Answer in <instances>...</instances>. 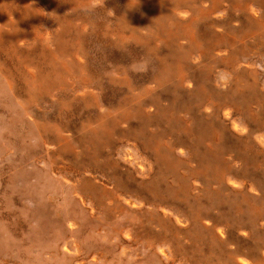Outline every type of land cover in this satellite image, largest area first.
Returning <instances> with one entry per match:
<instances>
[{"label": "rangeland", "instance_id": "rangeland-1", "mask_svg": "<svg viewBox=\"0 0 264 264\" xmlns=\"http://www.w3.org/2000/svg\"><path fill=\"white\" fill-rule=\"evenodd\" d=\"M131 1L149 4L151 0H0V264H226L215 254L209 263L197 260L211 253L209 236L194 240L193 234L177 232L168 221V228L151 222L148 204L124 206L126 199L143 191L139 180L147 178L128 173V158L146 167L155 164L140 144L142 138L132 134L138 117L115 125L112 116L140 99L146 100L147 112H155L147 87L163 96L161 106L169 107L168 90L179 87L175 79L161 84L156 78L159 58L168 51L166 41L146 42L147 23H121ZM234 2L225 0L224 9L211 17L209 29L211 37L223 35L228 43L217 40L220 48L210 54L196 50L185 61L186 72L197 84L186 82L181 90L188 94L195 86L204 88L213 95L211 107L179 108L175 131L165 137L160 132L170 124L162 118L149 122L146 132L169 142L183 137L184 147L174 152L188 160L180 168L184 173L198 167L207 151L218 155V165L226 173L222 181L208 177V186L221 191L222 201L203 208V223L234 237L227 250L237 252L242 234L233 218L219 220V215L231 209V182L246 183L245 195L251 199L259 197L258 187L264 190V144H251L250 151L234 158L247 133L232 134L226 124L248 127L244 131L262 127L264 134V123L245 113L248 108L264 117V41L256 30L239 31L249 16ZM136 13L141 16L143 9ZM208 38L203 37L201 44L206 45ZM177 44L189 46L182 36ZM231 52H238L235 64L227 60ZM47 74L51 81L33 93L37 87L31 79ZM249 88L254 89V97L244 103L238 97ZM220 94H228L232 101L225 104ZM102 122L109 125V135H103L100 143L89 139L88 133ZM187 124L193 126L188 137L182 132ZM199 125L205 131L200 139ZM214 131H220L219 136ZM63 142L68 145L61 148ZM193 144L197 154L189 159L185 147ZM92 156L104 166L118 167L116 174L130 186L115 191L111 168H92ZM90 169L97 172L95 177H85ZM84 178L91 179L92 192L77 187ZM198 180L203 187L204 178ZM172 182L169 173L161 179L163 186ZM250 230L264 235V214ZM262 235L261 240L242 236L244 246L261 242ZM241 256L249 259L237 252V258Z\"/></svg>", "mask_w": 264, "mask_h": 264}, {"label": "bare ground", "instance_id": "bare-ground-1", "mask_svg": "<svg viewBox=\"0 0 264 264\" xmlns=\"http://www.w3.org/2000/svg\"><path fill=\"white\" fill-rule=\"evenodd\" d=\"M203 1L204 0H151L149 4L131 1L128 2L125 9V14L121 22L124 26H133L135 23L140 25L147 23L149 30L145 35V37L147 36L146 42L151 43L152 40H155L154 38L166 41L165 44L168 47V51L163 53L162 56L160 55V66H158L159 71L156 74V78L161 84H166L170 80L175 79V84L179 85V87L173 89L169 88L168 91L171 96L169 107L161 106L160 100L163 96L147 87L145 92L149 95L148 100L156 106L155 112H147L144 109V107L147 106V102H145L146 100L140 99L136 105H127L124 109L125 111L121 115L112 116V121L115 122V125L120 123L121 120H129L133 117H138L140 127L138 125L137 129L133 130L132 134L142 138L140 144L145 150L147 149L150 152L149 154L151 155V158L154 159L155 164V166H151V163H149L150 166L147 165L146 167L144 162L137 161L134 164L132 159L128 158L130 166L128 167L126 165L128 167V173L130 172L132 175L135 174L136 176L138 175L147 178L139 180L140 187H142L143 191H141V193L139 192L135 196L136 198L126 199L124 206L126 205L130 206V208H140L143 204H148L151 206L150 209H147V211L150 212L149 220L151 222L156 221L159 225L162 224L163 228H168V225H174L177 232L184 233L189 236H192L193 234L194 240H201L205 236H209L208 243L209 251H211V253L208 252L209 256L207 254H202L201 257H197V260L205 262L208 260L209 263V257H212L215 254L224 257L226 259V264H264V235H262L263 233L260 234L257 230H250L251 227L254 226L255 222L259 221L263 217L264 190L258 187V192L260 193L259 197L257 199H251L245 195L248 186L246 183L236 181L230 183V188L232 189L228 195V204L231 205V209L228 213H221V215H219V220H229L233 218L237 224L236 230H239V234H242L240 239H238V245L240 247L237 249V252H243V254L247 255L249 259L242 256L241 258H237L236 251L227 250V244L230 241H233L234 237H225L224 232L221 229L218 232H215L214 228H211L203 223V218H205L204 215H202L203 208H212V204H218L222 201L221 191H211V188L208 186L210 181L209 179H211V177L222 181L226 173L225 169L222 168L221 165H218V155H211V150L207 151L205 154L201 155L202 162L198 165V167H192L184 173L181 172L180 168L181 166H184L185 161L187 163L188 160L181 156H177L174 152L176 148L181 149L184 147L186 141L181 139L183 137L169 142L168 140L164 141L159 134L158 136L156 134L148 136L146 132V126L149 122L162 118L167 120L170 124L166 131L164 130L160 132L162 136L165 137L167 132L175 131L173 128L177 126V120L174 116H176V112L179 108H186V110L189 111L190 109H199L203 106L208 108L211 107V98L213 99V95H211V92L204 90V88L195 86V89L189 92L190 94H187L183 89L181 90V87H183L186 82L194 81V79H191L193 77H190L189 73L185 70L186 59L192 56L196 50L202 54H210L211 51H215L220 48L219 46L216 47L217 40H220L221 45L228 43V41L225 40V36L219 35L216 37V35H213L211 37V33H209L212 23L211 17H213L214 13L217 11L224 9L226 6L225 0H209L208 5L203 4ZM235 1L236 3L234 2V6L249 16L244 20V22H242L243 25L239 31L245 33L248 30H250V32L256 30L258 31L262 41H264V0ZM138 8L139 10L143 9L141 16L136 13ZM259 8L262 9V13L260 15L256 10ZM251 9L254 11H252L253 13L250 12ZM206 33L208 34L206 35ZM181 36L188 40V48H180L178 44L175 45V42ZM203 37H210L207 39L208 43L206 45L201 44V39ZM152 48L153 51H156L157 49L155 46H152ZM238 57V52H231L227 55V60L235 64L238 62ZM48 74L39 77V79L34 77L31 79L33 86L37 87L32 89L33 93H36L37 89L51 81L52 75ZM241 75V77H243V74ZM194 83L197 84L196 81H194ZM249 89L251 91L246 90V93L241 92L239 94L240 97L238 98H241L240 100L244 103L249 102L254 97V95L252 97L254 89ZM219 96L224 99L225 104L232 101L231 96L228 94H225L224 96L220 94ZM225 104L217 106L215 111L221 109V107ZM239 104L243 105L241 103ZM246 110L247 111L245 113L248 114L253 121L264 123V117L260 114L254 113L253 111L248 110V108ZM169 115L171 116L169 117ZM108 127L109 125L107 122L98 123V125L88 133L87 137L100 143V138L103 135L106 134L105 138L109 135L110 129ZM198 128L197 138L200 139V137L205 134V131L200 125ZM245 128L248 127L242 126L241 128L240 125L235 122L226 124V129L232 134L247 133L246 141L241 143L240 148L237 149L238 153L234 156V158H241L245 152L250 151L253 148L251 144H264V134L260 133L262 127H250L247 131H244ZM192 129L193 126L187 124L186 129H183L182 132H184L187 135L186 137H188L190 136ZM215 132H217V136H219L220 131H214V133ZM67 145V143L63 142L61 148H64ZM194 147V144L187 145L185 147L189 153V159L191 156L197 154V148ZM181 151L182 150H180V153ZM126 155L130 157L129 154ZM90 160V166H93L92 168L96 170L101 171L100 168H111L114 173L112 176L117 184V186H115V191L121 192L124 188L130 186V182L125 181L121 176L116 174L118 171L114 170V168L118 167H115L114 163V168H112L108 164L104 166L102 163H98L95 156H92ZM120 166H122V164ZM94 169H90V175H86L85 177H95L94 173L97 172ZM168 173L172 176L173 182L163 186L161 184V179L163 176L168 175ZM200 177H203L205 181L203 187L199 186L197 183ZM90 181V178H84L82 183L77 187L83 189L84 191L92 192L94 189ZM123 185L125 186L124 188H122ZM111 193L112 192L108 191V194ZM102 194H105V192ZM120 194L125 195L124 193ZM185 206L188 208L187 211L184 210L186 208ZM248 226L249 228L245 229ZM249 235L255 239L259 238V240H261L260 238L262 235L263 240L261 242L253 243L252 245L249 244L246 248L244 245H246L247 242L244 243L246 240L242 238V236L247 237ZM174 247L176 249L180 247L179 242L175 243ZM195 248L198 247L196 246ZM186 251L187 253L192 252V250ZM162 252L164 253L166 251L162 249ZM187 253L183 254L186 256L189 254Z\"/></svg>", "mask_w": 264, "mask_h": 264}]
</instances>
